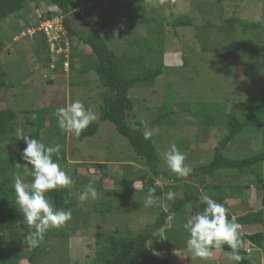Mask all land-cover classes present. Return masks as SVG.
I'll list each match as a JSON object with an SVG mask.
<instances>
[{"label": "rangeland", "instance_id": "1", "mask_svg": "<svg viewBox=\"0 0 264 264\" xmlns=\"http://www.w3.org/2000/svg\"><path fill=\"white\" fill-rule=\"evenodd\" d=\"M75 4L82 11L83 19L73 15L74 27H91L115 16L123 18L121 25L102 32L110 47L123 59L140 52L143 38L154 36L150 43L157 47L161 40L155 36L164 38V74L153 86L138 85L130 91L136 108L135 116L129 119L131 126L141 120L145 130H157L154 137L161 153L175 144L186 155L185 163L192 169L205 165L212 161L216 146L227 133L225 123L231 112L243 118L250 102H261L264 110V30L246 29L238 24L225 25L226 19L232 17L262 21L264 0H75ZM39 8L48 11L52 5H28L0 23V32L6 41L0 54V72L6 74L7 82V86L0 87V108L11 107L17 111L16 130L22 129L24 134L36 129L27 121L29 118L33 124L36 122V111L53 109L45 117L46 126L39 141L48 146L60 145V151L66 152L67 161L58 163L73 181L70 199L76 205L71 220L61 227L69 230L68 234H61V228L46 233L49 235V255L29 261L28 250L14 249L9 256L15 264H98L95 259L97 250L105 244L104 237L111 233L125 235L129 229L134 233L143 232L148 225L155 224L162 210L169 212L174 200L185 195L184 187L172 189L181 183L198 187L201 193L222 195L235 217L262 210L264 218V185L255 176L259 174L264 179V162L244 171L222 169L214 176H192L180 182L157 176L113 123L100 120V94L105 89L94 71L80 73L93 55L92 49L77 35L66 36L67 47L52 54L53 61H59L61 53H68L66 68L57 71L48 69L34 52V40L29 34L36 32L32 27L38 22ZM130 17H137L138 21L134 24ZM142 17L153 21L143 24L139 21ZM178 17H188L193 25L174 28L171 20ZM158 20L166 23L158 27ZM27 23L31 25V32L26 29ZM50 33H55L53 28ZM15 36L17 41L13 40ZM61 39L64 41V36ZM72 45L76 47L74 57L69 54L70 51L72 54ZM150 57L151 53L146 52L143 63L147 64ZM75 100L82 101L86 108L97 114L95 122H100L99 132L86 138L66 134L65 141L59 140V136L51 132L50 119L55 117L58 108ZM202 103L219 109L212 115L217 117L216 124L201 126L186 112L188 107ZM166 106L170 107V115L161 125H155ZM25 111H33V114ZM1 150L11 156L20 151V147L6 137L0 140ZM263 150L264 125L261 130L244 131L224 152L231 158L243 159ZM165 170L170 172L168 168ZM146 174L148 181H155L153 186L148 184L149 188L159 187L164 192L151 207L143 206L147 193L142 191L147 184L138 180L130 192L121 184L124 179H140ZM24 179L30 182L32 178L24 173ZM89 182L94 184L98 197L80 203L78 194ZM214 185L224 186V193L219 194ZM169 190L174 193L172 200L166 196ZM13 199L15 197L9 196L8 200ZM105 202H111L113 206L110 213L97 210ZM187 210L183 221L176 222L175 216L169 214L162 232L154 230L151 234L150 248L159 256L169 258L171 264H235L229 261L228 251H214L210 261L192 256L186 243L189 234L183 228L192 216L191 208ZM256 232H264V222L241 226L243 235ZM179 236L185 240L178 239ZM178 241H185L183 249L178 247ZM250 255L254 264H264V248H256Z\"/></svg>", "mask_w": 264, "mask_h": 264}, {"label": "trees", "instance_id": "2", "mask_svg": "<svg viewBox=\"0 0 264 264\" xmlns=\"http://www.w3.org/2000/svg\"><path fill=\"white\" fill-rule=\"evenodd\" d=\"M44 3L52 5V8L48 11L39 8V14H37L38 22L32 27L36 28V32L29 34V37L34 40L33 50L38 55L39 59L44 61L48 69L57 71L66 68V62L69 60L68 53H61L60 60L53 61L50 39L44 31L38 30L41 21L52 20L57 16H62L66 34L64 35V41L57 42L58 49L60 47H67L68 41H65L66 36L72 38L74 35H77L81 42L92 49L93 55L89 57V61L84 63L80 73L94 71L99 78L101 86L105 89L100 94L102 98L99 113L100 120L113 123L117 131L129 140L135 153L145 159L148 166L157 176L163 175L176 182L183 181V177H177L171 171L165 170L167 166L161 158V152L159 151L154 135L151 140L146 141L144 139L143 132L145 128L143 122L141 120H136L133 126L129 124L130 117L135 116L134 111L136 108L135 101L131 97L130 91L138 85L153 86L157 78L164 74V62L162 57L164 38L155 36L159 38L158 40H161V42H158V47L150 43V39L154 36L143 38L139 46L140 52L123 59L110 47L108 40L102 34V32L109 27L121 25L123 23V18L115 16L112 18H105L91 27H74L71 22V17H73V15L83 19V13L76 7L75 0H0V23L9 19L13 14L26 9L28 5L35 4L37 7H41V4ZM129 20L134 24L138 21L137 17H130ZM139 21L143 24H151L153 20L149 17H142ZM165 23L164 20H158V27ZM170 24L176 28L193 25V22L188 17H178L171 20ZM236 24L246 29L264 30V18L262 21L252 22L236 17L226 19L225 25L235 26ZM27 25L26 29L29 31L31 25L29 23H27ZM156 32L159 31L156 30ZM14 39L17 41L16 36L13 40ZM5 47L6 41L0 32V54ZM71 48L72 54L70 49L69 54L74 57L76 56V47L72 45ZM146 52L151 53L150 61L147 64L143 63ZM158 55H160L159 58H157ZM5 75L6 74L2 71L0 72V87L7 86ZM49 83L53 84V80H50ZM72 83L74 84V82ZM246 107L247 112L243 118L238 117L234 112L229 114L225 123L227 133L216 146L214 158L209 163L193 169L189 177L193 176L198 178L204 175L214 176L219 170L229 168L244 171L246 168H251L264 162V150L243 159L231 158L224 152L228 145L236 140L244 131L248 129L261 130L264 125L263 104L261 102H250ZM166 108L167 109L155 120V125H161L163 120L170 115V107L166 106ZM52 111V108H41L36 111V122L34 124L33 121H30L28 118V124L34 127L36 126V129L25 135H30L39 141L40 133L46 126L45 117L51 114ZM186 112L192 114L193 117L199 121L201 126H207L216 124L217 117H212V115H214L215 112L217 114L219 109L202 103L199 105L195 104L193 107H188ZM25 113L33 114V111H25ZM17 119L18 113L13 108H0V140L9 137L13 144L20 147V151L15 152L11 156H6L2 150L0 151V264L16 263V261L12 260V256H9V254H11L10 252L14 249L21 251L28 250L29 261H33L35 257L47 256L50 254L49 235L47 234L36 248H31L23 243L25 236L29 232V228L23 222V214L18 211V205H16L15 199L11 201L8 200L9 196L10 198L15 197V190L13 187L14 175L16 173H23V168H17L16 165L18 163L21 166L25 164L21 154L26 147V143L16 134V128L18 126ZM50 121L53 124L51 132L56 133L60 138L59 140L65 141L66 134L59 130L56 117H51ZM99 129L100 122H94L90 124L81 136L83 138L94 136L99 132ZM53 159L58 162H66V152L60 151L58 157L54 154ZM27 176L32 178L29 174H27ZM255 176L258 178V182L264 185L263 177L259 174H255ZM147 177L148 175L146 174L140 177V179H124L121 181V184L128 192L134 189V184L138 180L153 186L155 183L154 179H149L148 181ZM150 185L144 188L142 192L147 193ZM181 187L185 188V195L174 200L169 212L167 210H162L155 224L148 225L143 232L134 233L129 229L128 233L125 235L111 233L104 237L105 244L103 248L97 250L95 261L98 264H171L169 258L159 256L150 248L149 240L151 239V234L154 230L158 231L156 233L162 232L169 214L175 216L176 222L179 220L183 221L185 215L188 214V208H191L190 213L193 216L196 212L202 211L204 207L199 200V195L201 194L200 188L187 183H181L173 186L172 189L178 190ZM71 188L52 190L46 193V196L52 200L57 208L65 210L70 209L73 211L76 202L70 199L69 193L71 192ZM152 188L155 189L156 197L163 195L164 192L161 188ZM213 188L218 190L219 194L224 193V186L222 185H214ZM210 196L216 202L225 205L229 211L230 217L233 215L232 211L225 203V197H222V195ZM99 209L104 213H110L113 211V206L111 202H105L101 204L100 208L97 207V210ZM236 218L241 226L264 222L262 210L258 212H247ZM68 232L69 230L67 229L61 230V234H68ZM181 236H179L178 239L185 240ZM242 236L247 241V250L241 251V254L244 255L246 259L240 262V264H254L250 253L256 248H264V232L242 234ZM168 237H170V235H168ZM173 238H175V236ZM177 243L180 249L185 247V241H178ZM223 251L230 252L231 250L225 246Z\"/></svg>", "mask_w": 264, "mask_h": 264}, {"label": "clouds", "instance_id": "3", "mask_svg": "<svg viewBox=\"0 0 264 264\" xmlns=\"http://www.w3.org/2000/svg\"><path fill=\"white\" fill-rule=\"evenodd\" d=\"M54 115L60 130L75 137H80L90 124L98 119L97 114L86 108L80 100L58 108ZM156 131V129L144 130V139L151 140ZM17 135L25 141L26 147L21 154L25 164L16 165L17 168L22 167L24 172L16 173L13 177L15 202L18 211L23 214V222L29 228L23 243L36 248L49 230L60 229L72 218L70 209L57 208L49 201L46 193L52 190L70 189L73 181L58 161L53 159L54 154L59 156L60 145L48 146L30 135H25L22 129L17 131ZM161 158L177 177L187 178L193 172V169L185 163L186 155L175 144L161 153ZM24 173L32 177L30 182H25ZM69 194L72 195L71 192ZM166 196L167 199L172 200L174 193L169 190ZM97 197L98 192L94 184L89 182L78 194V201L84 203ZM157 199L155 189L149 188L143 206L151 207L157 203ZM199 200L204 205L203 210L196 212L183 225L189 234L186 243L192 256L210 261L214 251H223L227 246L231 250L227 254L229 261L240 264L246 259L241 251L247 250V241L242 236L241 225L237 218L234 215L230 217L225 205L216 202L207 193L202 192Z\"/></svg>", "mask_w": 264, "mask_h": 264}, {"label": "built area", "instance_id": "4", "mask_svg": "<svg viewBox=\"0 0 264 264\" xmlns=\"http://www.w3.org/2000/svg\"><path fill=\"white\" fill-rule=\"evenodd\" d=\"M50 28L54 29L55 33L53 35L52 33H50ZM38 30L44 31L45 34L49 37L53 52H60L63 50L62 47H60L59 49L57 47V42L61 41L62 40L61 38L66 34L62 16H57L52 20L41 21ZM29 31L31 32V30Z\"/></svg>", "mask_w": 264, "mask_h": 264}]
</instances>
